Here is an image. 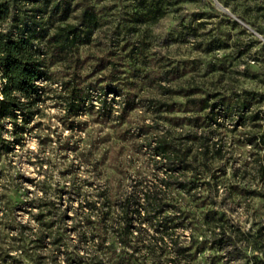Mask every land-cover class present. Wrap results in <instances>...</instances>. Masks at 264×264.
<instances>
[{
	"label": "rangeland",
	"instance_id": "374dc122",
	"mask_svg": "<svg viewBox=\"0 0 264 264\" xmlns=\"http://www.w3.org/2000/svg\"><path fill=\"white\" fill-rule=\"evenodd\" d=\"M38 2L48 7L45 17L54 23L58 16L49 12L54 2L68 7L64 22L78 21L83 7L93 5L99 26L88 42L79 45L72 60L49 63L51 81L45 84L43 100L37 104L39 114L22 145L6 153V140L0 139V210L7 211L12 222L29 220L33 227L32 215L43 213L60 228L58 233L69 229L72 244L76 239L72 219L59 220L58 214L68 203L76 206L81 195L53 194L44 202L37 198L40 192L30 179L45 176L52 188L71 179L83 193L109 194V189L116 193L130 178H156L162 172L152 166L143 146L145 135L151 137L162 128L176 134L182 128L185 137L186 118L203 113L192 103H228L227 117L212 134L221 157L208 154L204 169L181 175L178 181L186 180V188H173L172 194L178 193L188 203L191 220L184 234L190 240L192 264H251L239 259L237 252L213 247L202 219L210 207L225 225L252 233L264 225V198L251 192L264 184L256 183V151L247 143L262 121L249 120L241 112L243 107L264 111V0ZM152 8L163 11L155 21L147 14ZM112 79L128 94L124 105L109 104L112 94L100 89ZM87 87L94 90L91 107L84 103L80 114H68L62 98L71 89L78 92ZM103 97L108 102L101 105ZM129 101L135 107L125 110ZM153 107H162L161 114L141 110ZM1 137L11 139L7 132ZM36 154L45 161L42 171L33 157ZM49 200L48 208L33 207ZM68 215L73 216L72 210ZM0 222V264H34L37 253L48 254L44 246L32 250L33 236L19 233L15 224L7 229L4 220ZM190 228L195 229L192 235Z\"/></svg>",
	"mask_w": 264,
	"mask_h": 264
},
{
	"label": "trees",
	"instance_id": "16d2710c",
	"mask_svg": "<svg viewBox=\"0 0 264 264\" xmlns=\"http://www.w3.org/2000/svg\"><path fill=\"white\" fill-rule=\"evenodd\" d=\"M49 6V12L58 16L55 23L45 17L48 7L38 0H0V139L6 140V153L11 152L16 144L22 145L24 134L31 128L30 123L39 114L37 104L43 100L45 84L52 76L49 63L72 60L79 45L88 42L99 26L93 5L84 6L76 22L63 21L68 16V7H61L57 2ZM147 14L155 21L163 11L152 8ZM115 80H109V85L100 89L112 94L109 104L124 105L129 100L128 94L123 93L121 84ZM93 91L92 87L78 92L71 89L62 98V108L68 114H80L84 103L91 107ZM100 100L101 105L108 102L106 97ZM133 104L129 101L125 110L134 108ZM223 104L192 103L203 113L186 118L189 129L185 137L181 136L182 128L176 134L162 128L151 137L145 135L143 146L152 166L162 172L156 178H130L129 183L116 193L109 189V194L98 190L92 194L83 193L78 186L71 184V179L67 180L70 183L56 188L46 185L45 176L30 179L40 192L37 198L44 202L53 194L58 197L81 195L76 206L68 203L58 214L59 220L72 219L76 237L72 244L68 243L73 238L69 229L65 227L58 233L60 228L54 227L53 221L40 212L31 217L36 222L35 227L29 220L12 222L5 210H0V221L4 220L7 229L15 224L19 233L33 236L36 244L32 250L42 246L47 248V255L36 254L34 264H192L190 240L186 241L184 234L191 220L188 203L178 193L172 194V189L185 190L186 180L183 178L185 183L180 184V176L197 168L203 170L208 154L221 157L212 134L227 117L228 103ZM141 110L161 114L162 107ZM241 112L249 120L262 121L256 135L247 143L256 151L255 162L259 171L256 183L260 180L264 184V111L250 112L248 107H243ZM2 132L9 133L11 139L2 138ZM33 157L42 171L45 161L37 154ZM70 173L67 171L66 174ZM197 186L195 184L193 189L196 190ZM251 192L264 198V187H255ZM50 202L33 207L39 210L44 206L48 208ZM69 210L73 212L71 217ZM202 225L208 230L213 247L227 250L229 254L237 252L238 258H244L247 263L264 264V225L254 233L231 223L225 225L210 207L203 215ZM194 231L189 232L192 235ZM108 237L109 245H106ZM59 252L61 257H58Z\"/></svg>",
	"mask_w": 264,
	"mask_h": 264
}]
</instances>
